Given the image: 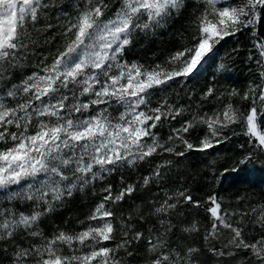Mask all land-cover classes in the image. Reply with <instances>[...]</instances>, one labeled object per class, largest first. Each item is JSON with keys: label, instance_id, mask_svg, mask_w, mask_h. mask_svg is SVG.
<instances>
[{"label": "snow or ice", "instance_id": "obj_1", "mask_svg": "<svg viewBox=\"0 0 264 264\" xmlns=\"http://www.w3.org/2000/svg\"><path fill=\"white\" fill-rule=\"evenodd\" d=\"M185 8L186 0H0V264H131L141 247L144 264H221L240 252L264 264V201L237 213L217 195L202 203L187 189L169 191L174 162L165 159L208 152L236 135L252 150L233 171L254 165L257 152L264 156V37L257 28L264 0H198L193 31L181 34L186 44L151 65L126 58L138 34L166 30ZM245 31L257 80L242 92L218 89L217 75L233 79L216 60L218 47ZM212 65L197 97L187 85ZM173 84L180 91L170 96ZM212 100L219 106L202 112ZM198 128L203 135L193 144ZM154 159L160 162L138 182L125 179V170ZM113 173L120 174L118 190L107 182ZM96 182L104 184L101 198L79 231H45L57 207ZM152 186L158 192L147 209L117 216L115 205ZM186 206L203 209V235ZM177 232L181 240L200 238L201 246L179 243Z\"/></svg>", "mask_w": 264, "mask_h": 264}, {"label": "rangeland", "instance_id": "obj_2", "mask_svg": "<svg viewBox=\"0 0 264 264\" xmlns=\"http://www.w3.org/2000/svg\"><path fill=\"white\" fill-rule=\"evenodd\" d=\"M197 7L198 0H186V8L184 10H187L188 12L183 19L186 21L182 22V24L175 25V22L177 19L179 20L181 14L183 16L182 12L184 10L180 13L178 18L170 22V25L166 30H157L155 35L149 34L144 36L138 34L133 46L128 50L126 58L129 61H139L145 65H151L163 61L170 52L181 48L188 42L186 39L182 40L181 34H183L184 37H189L192 33L193 29L190 27V24L192 14ZM183 28H188L189 32H182ZM242 33H239L234 38H227L225 41H222L218 47L216 55L217 62H225L233 76V79L227 80L224 78L223 74L217 75L216 86L218 89L231 87L237 88V72L233 67L235 64L234 61H237L239 56H242L241 59L244 62L245 67L247 66L246 71L249 73L252 72L257 80V76L255 75V64L247 59L251 49L238 55L242 45ZM234 49L237 51L234 52ZM215 67L216 65L208 67L207 71L201 75L200 79L198 81L189 82L187 88L194 91L198 97L199 92L205 88L207 83L211 82L212 73L215 71ZM173 89L180 91V86L173 84L171 88L167 89V93L170 96ZM156 99H158V97L154 98L153 105H155ZM186 99L184 93L181 92V102H184ZM224 102L226 103L227 99H225ZM218 106L219 105L214 100L206 102L202 112H208L211 114V112ZM193 109H195V105H193ZM167 131V127L160 129L161 135L165 139L167 138ZM202 135L203 130L198 128L189 138L193 144H197L199 137ZM178 150L182 149L178 148ZM250 150H252V146L247 144V148L239 151L237 153L238 156L235 154V157H232L230 152L225 151L222 148H215L205 153L193 151L183 158L167 154L165 159H171L174 162L170 171L167 173L170 177V180L166 181L168 189L169 191L187 189L194 199L203 203L207 200L208 196H210V194L204 191L203 188L206 186L220 185V191L217 196L222 199L223 206L231 212H241L243 210L241 209V206H246V201H250L253 204L258 201L256 197L257 193L264 192V171L258 170L262 166L261 161L264 160V156H261L259 152H257L258 159H256L254 165L249 164L248 168L244 171L232 170L236 166V161L241 159ZM159 162L158 159H154L153 161L142 163L139 171L125 170L124 177L129 183L138 182L141 176L146 175L148 170L151 167H154L155 163ZM190 165L198 168V174L193 173L191 179H186L185 176L181 177L184 172L189 171ZM225 169H228V171L225 172ZM185 174L187 173H184V175ZM107 182L113 185L114 190H118L121 185L120 174L113 173L108 176ZM102 186H104L102 182H96L94 187H89L84 192L77 191L71 198L64 202L62 207H57V209L47 218L43 224L45 231L51 232V230L56 227L62 228L66 231H79L81 226L78 221L84 220L89 214L92 206L99 202ZM157 192L158 190L155 186L142 189L141 191L134 193L128 200L115 205L113 210L116 212L117 216H119L120 213H124L125 215L128 214L137 206L147 209L150 202H152L153 197L157 195ZM238 198H243L244 201ZM74 209L75 211L71 213ZM186 211L191 213L189 219L195 218L200 221V232L201 235H203L205 226L202 221H207V219L204 216L202 209H194L191 206H186ZM181 235V233L177 232V235L174 238L181 244L195 243L197 246H201L202 244L200 238L189 236L188 240L185 241L180 239ZM117 239H119V233H117ZM226 241L227 233L225 232L221 243H226ZM143 256L144 249L141 247L137 250V258L132 260L131 264H144V260L142 259ZM119 257L125 260L128 259L123 250L120 251ZM242 261L244 264L245 262L253 263L252 258L247 257L244 252H240L235 257H224L221 264H243ZM3 264H7V261H4ZM209 264H216V261L210 260Z\"/></svg>", "mask_w": 264, "mask_h": 264}, {"label": "trees", "instance_id": "obj_3", "mask_svg": "<svg viewBox=\"0 0 264 264\" xmlns=\"http://www.w3.org/2000/svg\"><path fill=\"white\" fill-rule=\"evenodd\" d=\"M187 12H188L187 10L186 11L184 10L182 12L183 13V16L181 14L179 20L177 19V21L175 22V25L176 24L177 25L178 24H182V22L186 21V20H183V19L185 18V15L187 14ZM257 28H258V34L260 36L264 37V23L257 25ZM182 32L187 33V32H189V29L188 28H183V31ZM241 38H242V45L240 47V52L238 53V55L239 54H243L244 51L246 52L249 49L253 50L252 49L253 41L251 39L250 32L249 31L243 32L241 34ZM241 58H242V56H239L238 57V60L237 61H234L235 62L234 67L233 66L232 67L237 72V78H236V81H237V89H240L241 92H242L244 89L247 88L249 82L250 81L255 82L256 81V78L252 74V72L250 74L248 71H246L247 66L245 67V64H244V62L242 61ZM235 103H237V105L241 108V110H244L247 107V102L235 101ZM247 144H248V142H247V138L246 137H244L242 135H236V136H233L228 143H226V144H224V145H222L220 147H217V148H219V149L222 148L225 151L230 152L232 157H235V154L238 156L237 153L239 151L245 150L247 148ZM241 145H243L244 147L241 148L240 147ZM209 151H211V150H209ZM227 158H228V156H227ZM197 169L198 168H196V166H191L190 165L189 171L188 172H184V173H187V174L184 175V173H183L181 177L185 176L186 179H191V175L193 173L194 174H198V170ZM203 189H204V191L208 192V194H210V195H217L219 193V191H220V185H218V186L217 185H212L210 187H207L206 186ZM256 197H257L258 201H264V192L257 193V196ZM242 201H244V200L242 199ZM245 203H247L246 206H241L242 207L241 209H243V210L246 209V208H248V207H250L251 204H252V202H250V201H246ZM74 211H75V209L72 210L71 213H73ZM202 211H203V209H202ZM238 218L239 217H236V219H238ZM244 219L246 220L247 217H245ZM202 222H203V224H204V226L206 228V226L208 225V221H202ZM242 263L244 264L243 261H242ZM245 264H253V263L245 262Z\"/></svg>", "mask_w": 264, "mask_h": 264}]
</instances>
